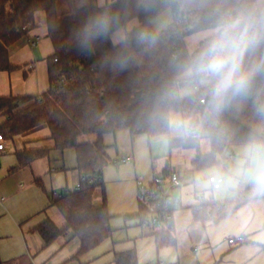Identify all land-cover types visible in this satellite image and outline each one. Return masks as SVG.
<instances>
[{"label":"trees","instance_id":"trees-1","mask_svg":"<svg viewBox=\"0 0 264 264\" xmlns=\"http://www.w3.org/2000/svg\"><path fill=\"white\" fill-rule=\"evenodd\" d=\"M60 1L0 0V71L15 69L11 49L36 26L39 10L45 12L54 48L48 59V91L41 96H0V115L6 116L0 132L12 137L48 126L53 148L62 155L67 148L75 149L81 187L65 190L52 203L66 226L60 228L47 220L36 231L45 245H50L70 230L72 237L80 241L75 255L79 258L113 233L104 181L110 161L104 143L106 134L128 129L132 136L167 135L176 111L199 125L203 137L210 139L211 152L204 155L196 143L199 140L169 139L171 150L196 149L193 163L197 169L218 165V155L233 146L264 147V114L260 111L264 108V0H114L103 6L93 2L76 6L69 13H60ZM167 8L174 17V26L158 33L152 21ZM104 9L119 16L118 26L90 50L82 49L75 38L76 31L90 15ZM179 18L185 23L176 24ZM135 19L139 24L126 33L127 40L115 44L113 34ZM211 27L220 30L189 53L184 35ZM141 32L156 37L155 42L139 41L137 35ZM224 34L236 40L249 37V46L238 57L240 71L246 73L257 67L260 70L254 74L246 95L234 96L229 90L217 111L213 106L217 76L198 70L196 61L210 42ZM188 69L194 78L211 77V82L197 93L181 97L179 90L187 84L184 74ZM204 97L211 102L200 105L199 100ZM83 135H95L96 140L80 142ZM50 151L45 148L19 153L20 164L25 167L48 157ZM221 164L226 167L224 162ZM169 171L170 168L164 169L165 173ZM99 187L103 202L96 204L94 196ZM260 194L242 192L236 200L223 203L203 201L193 211L197 219L220 220ZM208 211L210 215L206 214ZM134 216L145 218L141 210ZM154 236L158 247L175 242L170 231H157ZM116 264H138L136 252L118 255Z\"/></svg>","mask_w":264,"mask_h":264},{"label":"rangeland","instance_id":"rangeland-1","mask_svg":"<svg viewBox=\"0 0 264 264\" xmlns=\"http://www.w3.org/2000/svg\"><path fill=\"white\" fill-rule=\"evenodd\" d=\"M111 1L114 0H61L59 11L60 13H69L76 6L91 2L98 6H103ZM35 23L36 26L29 31L28 36L11 49L10 59L15 69L13 71H0V96H41L50 87L48 59L53 54L54 48L48 36L46 15L43 10L37 11ZM138 24L137 19L132 20L127 26L115 32L112 36L114 43H121L123 41L121 40V33L131 31ZM152 25L158 33L167 31L174 26V17L170 8L165 9L157 16L152 21ZM219 30V28L211 27L184 35L183 40L186 50L192 53L204 39L219 32ZM38 35L41 37L40 43L32 46L31 42ZM237 41L239 46L235 52L232 49H228L225 55H236L239 57L250 44V38L247 36ZM184 77L187 78V84L179 90L181 97L195 94L211 82V77L194 78L191 69L185 71ZM5 119V115H0V126ZM180 121L191 123V120L184 118L181 112H173L171 116V131L167 135L149 137L145 134H138L132 136L128 129H119L115 133H108L104 136V143L108 146L107 152L110 157L109 164L105 168L104 181L106 182L108 202L110 200L113 210L116 204L119 205L122 201H129L126 197V192L122 191V186L112 181L117 178V171L121 169L125 172L124 174L134 172L133 164L116 163L117 160L120 161L127 156H134L139 177L144 174L160 173L169 165L173 170L180 172L185 181L182 188L174 190L172 200L174 204L181 201L184 207L194 206L201 198H204L203 201L220 203L234 201L242 193L241 189L246 195L264 192V182L258 181V177L264 176L263 146H255L253 149L248 145L233 146L232 149L235 155L231 161H228L230 152L227 149L218 155V159L221 163L224 162L226 167L219 163L218 165L197 169L193 163V159L196 156L195 148L185 149L177 147L171 150L169 139L184 137V134L175 126V122ZM31 134H35V139L39 137L41 140L29 145L25 143L28 140L26 139L29 137L28 135L23 136L22 134L12 137L8 135L6 137V148L0 155L2 160L0 163V198L2 199L3 197L6 201V207L0 204V257L4 264H12V260H7V257L15 255L18 258L20 257V253L25 250L27 229L29 230V226L32 228L44 218V215H39L38 213L46 206L34 212L29 216L30 220L22 225V222L29 219L25 215L43 205L44 201L46 202L47 194H51L53 191L61 193L65 190H74L78 183V178L73 171L77 164L76 152L73 148H67L64 151V155L57 149L51 148L49 157L39 159L34 163L32 172L35 176H41L43 186H38L37 182L34 183L31 180L33 179L31 169L26 170V172L22 170L9 173V168L15 167L18 163L17 151L31 148H48L47 145L49 144H47V138H45L50 135L48 126H42L38 131H33ZM36 134L39 136H36ZM95 140V135H83L80 138V142H93ZM51 141L52 145L53 140L51 139ZM196 143L200 144V152L203 155L211 152L209 138L202 137ZM248 161L249 166H246ZM63 168L68 170L64 171ZM221 175L224 176L222 188L218 191H213L209 178ZM181 191L183 195L180 194ZM96 195L95 202L101 204L103 195L100 187L96 189ZM129 207L135 209L138 207V201L132 202L131 206L128 205L126 209ZM121 211L125 210L121 207L116 209V214H113L112 226L117 228L114 229L115 232L120 233L119 235H124L126 230L132 228V226L137 227L139 225L132 224V220L128 219V217L126 218V214H121ZM128 213L132 212L129 211ZM136 222L138 223V221ZM153 230L159 231L160 229L154 228ZM75 241L78 242L77 239ZM103 244H99V247L97 246L83 254L80 261L71 260L72 257L69 256L67 260L58 258L53 261L52 258L46 264H102L103 262L107 264L110 253L106 252L99 255V249ZM22 258L21 260L23 261Z\"/></svg>","mask_w":264,"mask_h":264},{"label":"crops","instance_id":"crops-1","mask_svg":"<svg viewBox=\"0 0 264 264\" xmlns=\"http://www.w3.org/2000/svg\"><path fill=\"white\" fill-rule=\"evenodd\" d=\"M39 129L40 127L23 134V136H29L26 138L28 139L25 141L26 144L32 145L35 141L41 140L39 137L35 139V134H31L33 131H38ZM37 135L38 134H36V136ZM50 135L45 138H47V144H49L47 145L48 149H53V143L52 145L50 143ZM30 137L31 139H29ZM40 149L31 148L17 151L16 155L18 163L15 167L9 168V173L11 174L22 170L23 172H26V170L29 169H31L30 171L32 172L34 163L39 159L31 162L25 167H22L20 164L19 153ZM230 150L233 151V149ZM132 157L134 158V156ZM1 162L2 160L0 158V163ZM126 164H133L134 172L124 174L125 172L121 169L117 171V178L112 181L115 184L122 186V191L126 192V197L129 201H122L119 205L116 204L115 209L113 210L112 204L109 200L108 206L112 216L110 224L113 228V214H116V209L121 207L125 210L121 211V214H126L125 217H128V219L130 218L132 220V224L134 223L136 226L138 224L141 228L139 226H132V228H129L124 232V235H119L120 233L118 234L114 230L117 228H113L112 235L101 243L105 244H103V246L99 249V255L106 252L111 254H109L107 264H116L117 256L127 251L136 252L138 264H264V193L248 199V201H246L242 206L238 207L235 211L220 220L197 219L193 208L200 204L204 198H201L199 202L191 207H184L181 201L176 204L173 202L174 219L171 225L168 226V230L165 231H170L172 233L175 242L173 244L158 247L154 236L157 230H153V228L143 225L141 219L134 216L140 210L139 203L138 207L135 209H132V207L126 209L128 205L131 206L132 202L135 203L137 200L136 181L137 178H139L135 158L132 163ZM246 166H249V161L246 163ZM166 168L173 170L170 165ZM63 169L64 171L68 170L67 168ZM73 171L75 172L74 174L78 178L79 183L80 177L76 167ZM105 175L106 171H104V179ZM153 176L154 174H144L141 178L145 181H150ZM32 177L33 179L31 180H33L34 183L37 182L38 186H43L41 176H35L32 172ZM184 181L183 177V182ZM182 186L180 188H182ZM221 188L217 190L212 188V190L218 191ZM240 191L243 192V189ZM61 194L62 192L57 193L56 191L51 192V194H47L46 202L44 201L43 205L25 215V217L28 216L29 219L22 222V225L30 220L29 216H31L34 212L41 210L44 206H46L38 213L39 215H44V218L32 228L29 226V230L27 229L26 231L25 250L20 253V257H23V261L16 255L6 258L7 260H12V264H46L50 262L52 258L53 261L58 258L61 260H67L69 256L72 257L71 260L80 261L81 256L79 258L75 256L80 249V241L78 238L72 237L70 230L50 245H45L42 237L36 231V227L47 220H51L57 226L59 225L58 227L60 228H65V219L62 215H59L61 213L52 206L53 201ZM180 194L183 195V192L181 191ZM96 196L95 192V200ZM0 204L6 207V201L3 197L2 199L0 198ZM129 211L132 213H128ZM136 221H138V223ZM75 239H77L78 242H76ZM100 245H98V247ZM0 259L1 264H4L1 257ZM102 264L106 263L103 262Z\"/></svg>","mask_w":264,"mask_h":264},{"label":"clouds","instance_id":"clouds-1","mask_svg":"<svg viewBox=\"0 0 264 264\" xmlns=\"http://www.w3.org/2000/svg\"><path fill=\"white\" fill-rule=\"evenodd\" d=\"M118 24L119 16L110 9H104L90 15L76 31L75 38L82 49L90 50L97 40L107 36ZM137 39L141 42L146 40L155 42L156 37L141 32L137 35ZM121 40H127L126 33H121ZM238 46L236 39L229 38L227 34H224L210 42L196 61L198 70H206L217 76V84L213 93V106L217 111L222 107L223 96L229 90L234 96L246 95L252 87L254 74L260 70L257 67L246 73L241 72L238 56L225 55L226 50L232 49L235 52ZM121 67H123V61H121ZM260 111L264 114V108H261ZM175 126L186 133L195 131L190 124L183 121L175 122ZM258 181L264 182V176L258 177Z\"/></svg>","mask_w":264,"mask_h":264},{"label":"built area","instance_id":"built-area-1","mask_svg":"<svg viewBox=\"0 0 264 264\" xmlns=\"http://www.w3.org/2000/svg\"><path fill=\"white\" fill-rule=\"evenodd\" d=\"M175 23L182 25L185 23V19L179 18L175 20ZM41 37H36L32 42V46H36L40 43ZM196 86V85H195ZM211 102L207 98H201L199 100L200 105H207ZM184 122V121H183ZM194 128V132L186 133L183 131L184 138L188 140H199L203 137L202 130L199 125L195 123H190ZM6 148V136L3 132H0V155ZM228 161L234 158V152L229 150ZM134 158L132 156H127L117 163H132ZM209 182L214 190L221 188L224 182V176H211ZM137 201L140 206L141 212L145 215L142 224L149 226L151 228H159V231L168 230V226L171 225L174 219V208H173V191L180 188L183 185V177L180 172L175 170H170L165 173L160 172L154 174L150 181H145L143 178H137ZM81 187L80 182L76 185L74 190H79ZM220 208V207H219ZM218 210H221V208ZM226 207L223 206V209ZM209 212V213H208ZM207 214H211L208 211Z\"/></svg>","mask_w":264,"mask_h":264}]
</instances>
